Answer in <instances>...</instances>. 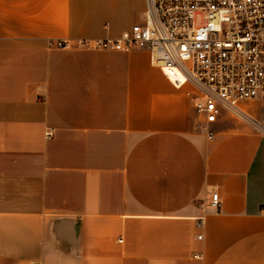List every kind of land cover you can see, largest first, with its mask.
Returning <instances> with one entry per match:
<instances>
[{"label": "crops", "instance_id": "0c3cea01", "mask_svg": "<svg viewBox=\"0 0 264 264\" xmlns=\"http://www.w3.org/2000/svg\"><path fill=\"white\" fill-rule=\"evenodd\" d=\"M146 7L0 0V264H264V102L207 125L147 51L55 46Z\"/></svg>", "mask_w": 264, "mask_h": 264}, {"label": "built area", "instance_id": "2783aa9c", "mask_svg": "<svg viewBox=\"0 0 264 264\" xmlns=\"http://www.w3.org/2000/svg\"><path fill=\"white\" fill-rule=\"evenodd\" d=\"M144 20L116 39L57 41L60 49L144 50L177 89L194 90L207 125L222 113L263 128L242 108L264 102V0H146ZM209 140L214 134L207 129ZM51 136V132L47 133ZM209 207L219 210L218 193ZM203 220L197 221V227ZM199 239L202 237L199 236Z\"/></svg>", "mask_w": 264, "mask_h": 264}, {"label": "rangeland", "instance_id": "374dc122", "mask_svg": "<svg viewBox=\"0 0 264 264\" xmlns=\"http://www.w3.org/2000/svg\"><path fill=\"white\" fill-rule=\"evenodd\" d=\"M259 104L261 105L260 102H259ZM262 110H263V106H261V107L258 108V111H259V112H262ZM234 120H235V119H234Z\"/></svg>", "mask_w": 264, "mask_h": 264}]
</instances>
